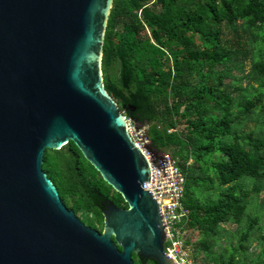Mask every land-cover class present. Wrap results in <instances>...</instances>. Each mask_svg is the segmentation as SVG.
<instances>
[{
	"label": "trees",
	"instance_id": "16d2710c",
	"mask_svg": "<svg viewBox=\"0 0 264 264\" xmlns=\"http://www.w3.org/2000/svg\"><path fill=\"white\" fill-rule=\"evenodd\" d=\"M228 34L237 47L225 40ZM102 70L122 113L150 126L152 151L172 150L178 159L186 176V230L206 238L199 252L215 264H241L234 253L228 261L215 258L211 241L223 224L248 219L236 249L246 254L258 224L247 213V199L264 191V131L244 136L239 128L253 119L264 130V0H115ZM183 119L186 135L178 131ZM43 169L64 204L91 215L99 230L103 199L127 208L73 142L46 150ZM247 180L252 185L245 190Z\"/></svg>",
	"mask_w": 264,
	"mask_h": 264
},
{
	"label": "water",
	"instance_id": "95a60500",
	"mask_svg": "<svg viewBox=\"0 0 264 264\" xmlns=\"http://www.w3.org/2000/svg\"><path fill=\"white\" fill-rule=\"evenodd\" d=\"M114 1L0 0V264H174L149 161L104 85ZM70 142L127 205L106 199L102 233L44 172Z\"/></svg>",
	"mask_w": 264,
	"mask_h": 264
},
{
	"label": "built area",
	"instance_id": "2783aa9c",
	"mask_svg": "<svg viewBox=\"0 0 264 264\" xmlns=\"http://www.w3.org/2000/svg\"><path fill=\"white\" fill-rule=\"evenodd\" d=\"M127 130L135 145L147 157L150 165V182L143 184L156 200L166 235L165 252L174 264H194L186 243L190 212L184 207L183 199L186 176L178 159L151 149L149 125H141L127 118Z\"/></svg>",
	"mask_w": 264,
	"mask_h": 264
},
{
	"label": "rangeland",
	"instance_id": "374dc122",
	"mask_svg": "<svg viewBox=\"0 0 264 264\" xmlns=\"http://www.w3.org/2000/svg\"><path fill=\"white\" fill-rule=\"evenodd\" d=\"M225 40L232 41V44L237 47L235 39L232 35H226ZM246 65V73H249L250 61L246 62ZM116 73H118V70H116ZM238 74L239 73L237 71L233 72V75L235 76ZM247 83V81H244L242 86L246 87ZM235 111L237 113V110ZM188 127L187 120L183 119L179 125L178 131L186 135L188 133ZM261 129L262 128L259 123L253 119H250L247 120L241 128H239V132L244 136H247L251 134V132L260 133L261 131H264ZM172 152V150H169L165 153L172 156ZM241 184L246 186L245 190H248L251 189L252 181L247 180ZM247 202V213L249 217L252 220H258V224H256L249 241L246 243V246L248 247L247 253L242 254L241 252H237L236 249L239 246V241L242 235H244L243 233L246 230L248 219L243 220L240 226L234 224H223L221 226L220 235L211 241V243L214 244L213 254L215 258H223V260L228 261L231 254L234 253L236 261L240 262L241 264H261V262L264 261V191H262L259 195H250L247 199ZM78 217L87 226L89 223H91L95 227L94 229L99 231L101 228V226L98 225V223L89 214L82 213L79 214ZM185 239L194 264H215L212 263L210 259H208V256L205 254V252H199L201 249V244L206 242V238L203 235L199 234L198 232H190L189 234L187 233Z\"/></svg>",
	"mask_w": 264,
	"mask_h": 264
},
{
	"label": "flooded vegetation",
	"instance_id": "af4514ba",
	"mask_svg": "<svg viewBox=\"0 0 264 264\" xmlns=\"http://www.w3.org/2000/svg\"><path fill=\"white\" fill-rule=\"evenodd\" d=\"M106 199L107 198H105V199H103V202L101 203V205H100V209H101V211L104 209V207L107 205V201H106ZM109 199L114 203V201L112 200V198L111 197H109ZM115 204V203H114ZM121 208H125V207H121ZM103 228H104V226H103ZM100 231V233H102L103 232V229L102 230H99ZM147 262H149L148 260H147Z\"/></svg>",
	"mask_w": 264,
	"mask_h": 264
}]
</instances>
